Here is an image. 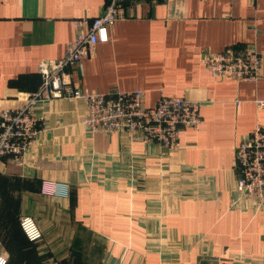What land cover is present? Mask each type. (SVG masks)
Here are the masks:
<instances>
[{
  "label": "crops",
  "instance_id": "crops-1",
  "mask_svg": "<svg viewBox=\"0 0 264 264\" xmlns=\"http://www.w3.org/2000/svg\"><path fill=\"white\" fill-rule=\"evenodd\" d=\"M80 64L73 86L104 93L141 89L200 104L202 124L183 128L172 151L126 131L92 135L83 99L33 108L40 132L22 163L0 157V256L8 264H264V212L232 204L235 148L264 125V0H124ZM107 0H0V106L22 104L42 82L40 62L64 56L77 20ZM254 44L256 82L212 76L203 50ZM32 216L43 237L20 227Z\"/></svg>",
  "mask_w": 264,
  "mask_h": 264
},
{
  "label": "built area",
  "instance_id": "built-area-1",
  "mask_svg": "<svg viewBox=\"0 0 264 264\" xmlns=\"http://www.w3.org/2000/svg\"><path fill=\"white\" fill-rule=\"evenodd\" d=\"M124 18L125 1L107 0L103 13L92 21L87 18L75 21L79 33L67 43L64 56L40 62L38 71L42 82L39 88L30 92L19 106H0V157L9 156L18 163L23 162L40 132L41 117L33 108L52 97L83 99L87 106L83 123L92 135L126 131L132 140L157 142L174 151L180 146L183 128H199L203 120L196 100L162 94L155 105L149 106L144 90L104 93L73 86L66 78L67 68L80 64L98 42L108 41L109 27ZM201 60L212 76L233 82H256L262 74V54L250 43L221 51L203 50ZM255 103L258 108H264L263 98H256ZM235 170L236 196L232 204L254 206L264 212V125L257 124L237 144ZM20 227L30 242L43 237L32 216H22ZM0 264H8L7 258L0 256Z\"/></svg>",
  "mask_w": 264,
  "mask_h": 264
}]
</instances>
